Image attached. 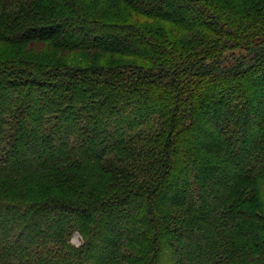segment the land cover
I'll list each match as a JSON object with an SVG mask.
<instances>
[{"label":"trees","instance_id":"obj_1","mask_svg":"<svg viewBox=\"0 0 264 264\" xmlns=\"http://www.w3.org/2000/svg\"><path fill=\"white\" fill-rule=\"evenodd\" d=\"M0 264H264V0H0Z\"/></svg>","mask_w":264,"mask_h":264},{"label":"rangeland","instance_id":"obj_2","mask_svg":"<svg viewBox=\"0 0 264 264\" xmlns=\"http://www.w3.org/2000/svg\"><path fill=\"white\" fill-rule=\"evenodd\" d=\"M8 8V7H7ZM10 8V7H9ZM255 52V48L253 45L249 49H226L224 52V64H231L234 63L238 58L245 57L246 62L251 60L252 53ZM73 244L77 245L80 243V236L78 234H74L71 238Z\"/></svg>","mask_w":264,"mask_h":264}]
</instances>
